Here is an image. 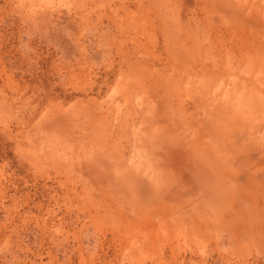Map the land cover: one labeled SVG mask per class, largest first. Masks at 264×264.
Returning a JSON list of instances; mask_svg holds the SVG:
<instances>
[{
	"label": "rangeland",
	"instance_id": "obj_1",
	"mask_svg": "<svg viewBox=\"0 0 264 264\" xmlns=\"http://www.w3.org/2000/svg\"><path fill=\"white\" fill-rule=\"evenodd\" d=\"M0 264H264V0H0Z\"/></svg>",
	"mask_w": 264,
	"mask_h": 264
}]
</instances>
